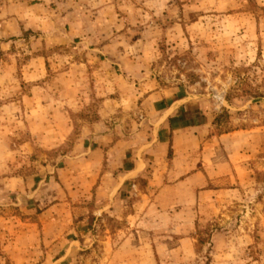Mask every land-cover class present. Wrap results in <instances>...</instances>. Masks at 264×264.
Returning a JSON list of instances; mask_svg holds the SVG:
<instances>
[{
  "label": "rangeland",
  "instance_id": "rangeland-1",
  "mask_svg": "<svg viewBox=\"0 0 264 264\" xmlns=\"http://www.w3.org/2000/svg\"><path fill=\"white\" fill-rule=\"evenodd\" d=\"M56 40L71 44L48 46ZM93 50L102 51H97L102 60L124 52L134 56L149 76L214 108L218 132L249 134L255 153L251 175L245 185L229 191L217 215L201 219L190 235H147V249L133 237L136 246L120 249L130 236L126 220L107 214L79 228L75 224L63 261L61 250L53 252L52 261L43 249L37 264H264V0H0V108L33 97L23 80L32 56L47 54L49 69L50 64L63 69L70 61H87ZM114 65L121 74L122 62ZM51 72L44 81L51 80ZM86 75L76 72L75 82L88 84L92 76ZM56 82L49 94L66 98L64 81ZM82 91L86 108H71L77 121L93 118L99 106L97 94ZM18 107L21 117L28 107ZM3 124L7 143L16 151V171L22 173L48 161L58 168L57 159L75 142L74 137L65 143L55 139L58 146L52 147L51 139L43 137L44 123L32 127L25 118ZM15 209L21 213L11 206H0V213L7 216ZM185 237L195 240L180 241ZM0 256V264H16L2 244Z\"/></svg>",
  "mask_w": 264,
  "mask_h": 264
},
{
  "label": "crops",
  "instance_id": "crops-1",
  "mask_svg": "<svg viewBox=\"0 0 264 264\" xmlns=\"http://www.w3.org/2000/svg\"><path fill=\"white\" fill-rule=\"evenodd\" d=\"M97 51L89 52L87 61H70L63 69L51 64L49 69L47 54L32 56L23 80L33 97L0 108V122L25 118L36 128L44 123L43 137L51 139L47 143L52 147L58 146L55 139L65 143L75 138L71 150L57 159L58 168L47 160L32 173H22L16 171V151L5 137L7 126H0V206L21 210L0 213V244L12 263L37 264L44 258L43 249L52 261L54 251L69 253L75 224L79 228L107 214L126 220L130 236L120 249L135 245L133 237L141 239L139 248L147 249V235H190L201 219L217 215L229 191L245 185L251 175L255 153L249 148V134L218 132L214 108L149 76L134 56L124 52L102 60ZM120 62L121 74L114 65ZM52 70L51 80L44 81ZM76 72L82 78L91 75V81L75 82ZM59 79L67 92L61 100L49 94ZM81 90L97 94L99 106L93 118L77 121L71 110L86 108ZM24 103L27 111L18 117V106Z\"/></svg>",
  "mask_w": 264,
  "mask_h": 264
},
{
  "label": "trees",
  "instance_id": "trees-1",
  "mask_svg": "<svg viewBox=\"0 0 264 264\" xmlns=\"http://www.w3.org/2000/svg\"><path fill=\"white\" fill-rule=\"evenodd\" d=\"M94 217H92L91 219H93Z\"/></svg>",
  "mask_w": 264,
  "mask_h": 264
}]
</instances>
